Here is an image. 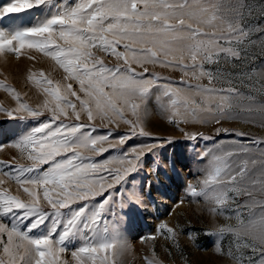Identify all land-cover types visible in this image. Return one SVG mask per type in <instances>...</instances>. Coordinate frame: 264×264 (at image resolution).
<instances>
[{
  "label": "snow or ice",
  "instance_id": "obj_1",
  "mask_svg": "<svg viewBox=\"0 0 264 264\" xmlns=\"http://www.w3.org/2000/svg\"><path fill=\"white\" fill-rule=\"evenodd\" d=\"M50 3L51 0H8L0 5V18ZM251 12L246 0H81L75 7L60 10L35 26L0 29V55L19 57L24 49L41 52L56 61L66 74L64 79L76 81L79 92L83 93L82 98L73 90L72 83H68L64 89L67 94H62L61 88L41 72V79L35 83L43 87L54 106L46 99L36 108L19 103L15 110L0 109L8 116L26 112L38 118L44 114L41 107L50 113L47 120L13 145L21 159H27L30 164H22L15 157L0 160V177L14 180L18 191L27 196L24 200L0 188V217L12 216L10 225L0 222V237L7 236L6 243L0 239V264H55L59 254L78 236L84 237L83 246L71 253L77 264L88 261L96 264L97 259L100 264H107L108 257L99 258L98 254L114 246L124 247L118 226L114 225L111 231L107 226L103 231L98 227L104 222L101 214L111 197H106L95 210L92 201L104 194L106 180L112 181L107 184L108 189L120 184L127 174L142 167L143 157L162 147L164 142L133 148L132 156L125 154L120 161L128 164L121 174L106 168L108 161L99 164L83 155L82 150L96 154L107 151L98 144L107 141L110 135L93 137L83 131L89 127L79 123L83 114L89 122L99 116L129 126L131 135L121 136L118 144L110 147L124 145L137 134L148 137L151 134L142 124V113L147 112L146 102L152 88L161 87L163 91L157 100L168 112L170 123L221 125L224 120L255 123L258 115L260 126L264 127V102L258 103L251 92L245 93L236 86L235 77H240L241 86H253L246 83L243 73H233L220 66L223 62L237 67L248 58L244 45L250 42L252 33L244 21ZM93 49L114 56L117 64L106 65ZM149 64L178 68L190 80L207 78L208 84L183 81V88L173 87L171 82L160 85L159 81L167 78L150 73ZM133 65L142 70L137 71ZM206 65L215 67L206 68ZM28 79L32 80V75ZM216 83L221 86L217 87ZM16 99L19 100L18 95ZM129 111L134 119H125ZM215 131L219 136L232 130L217 127ZM234 135L248 137L240 131ZM185 137L192 141L198 137L212 139L203 133H185ZM209 155L212 156L210 171L200 182L202 186L198 190L189 184L188 194L193 198L203 196L212 205L211 213L230 212L228 218H234L237 223L219 226L208 234H233L238 255L231 251L229 255L236 264H264V198H257V193L264 197V139L217 143L215 152L206 150L200 158ZM157 170L158 166L153 169ZM4 178H0V185L5 183ZM241 196L247 197L243 203L238 199ZM129 198L142 204L136 193H130ZM50 217L52 225L46 234L29 235ZM24 222H28L26 231L19 227ZM164 230L169 238L176 236V230L165 224L157 229L161 234ZM88 232L90 236L85 235ZM241 249H249L251 255L245 256Z\"/></svg>",
  "mask_w": 264,
  "mask_h": 264
},
{
  "label": "rangeland",
  "instance_id": "obj_2",
  "mask_svg": "<svg viewBox=\"0 0 264 264\" xmlns=\"http://www.w3.org/2000/svg\"><path fill=\"white\" fill-rule=\"evenodd\" d=\"M7 2L8 0H0V5ZM80 2L81 0H51L49 5L41 8L9 14L7 17L0 18V29L14 30L35 26L51 18L58 11L75 7ZM246 3L252 9L251 15H246L244 21L252 33L249 37L250 42L244 45L248 51V58L240 62L237 67L226 66L223 62L220 66L233 73H243L246 83L253 87L241 86L239 76L235 77L236 86H240L245 93L251 92L260 103L264 102V31H262L264 30V0H246ZM206 30L211 31V29ZM93 52L106 65L117 64L114 56L97 49H93ZM29 56L33 58L30 59ZM185 62L190 63L188 60ZM133 67H136L137 71L142 70L136 65ZM147 67L150 73L167 78L161 79L160 85L171 82L173 87L183 88L185 86L183 81H189L194 85L208 84L207 78L190 80L189 76H185L178 68L162 67L159 64H149ZM205 67L214 68L215 66L206 65ZM41 72L53 81L54 86L61 88L62 94H67L64 91L65 86L72 83L73 90H76L83 98V93L79 92V84L76 81L65 80L66 74L56 61L34 49H24L19 57L15 54L0 55V109L15 110L19 103L36 108L38 105L42 106L46 99L49 100L50 106H54L51 103V97L43 91V87L35 83V80L41 79L39 75ZM29 75H32V80L28 79ZM145 78H148L147 74ZM216 86L220 87L221 83H216ZM162 91L161 87L152 88L146 102L147 112L142 113V124L151 134L148 137L137 134L131 136L124 145L110 147L111 144H118L121 136L131 135L127 124L111 123L99 116L89 122L86 114H83L79 121L89 126L83 131L90 132L93 137L110 133L107 141L98 144V147H104L107 151L96 154L82 150L83 155L91 157L99 164L108 161L105 167L119 171L121 174L128 164L126 161L122 164L120 161L125 154L131 157L133 148L139 149L143 144L164 142L162 147H157L152 153L143 157L142 167L136 172L127 174L120 184H115L113 188L108 189L107 184L112 181L106 180L104 182L106 191L92 201L93 210H95L106 197H111L109 203L105 205V211L101 214L102 221L106 224L101 222L98 227L103 231V228L107 226L111 231L114 225L118 226L124 244L123 248L114 246L106 253H99V258L107 256V264H236L229 255L230 251L238 255L233 234L225 233L223 236L208 234L215 232L222 225L235 226L236 220L229 219L231 213L227 211L222 215L211 213L209 208L212 205L203 196L193 198L188 194L187 188L189 184H193L199 190L202 186L200 182L210 171L212 156L201 159L202 152L206 150L215 152L217 143L228 144L233 140L247 142L250 138L264 139V127L260 126V117L258 115L255 117V123L224 120L221 125L193 122L177 125L169 122L168 112L161 108V103L157 100V96L161 95ZM17 95L19 100L16 99ZM69 98L78 103L74 97L69 96ZM164 103L167 104L166 99ZM40 110L44 114L38 118L28 116L26 112H14L13 116H8L6 112L0 110V160L8 161L15 157L22 164L31 163L27 159H21L19 150L13 145L32 128L49 118L50 113L46 109L41 107ZM181 111H183L182 108ZM125 119H134L130 111L125 113ZM64 122L75 123L74 120ZM217 127L232 131L221 132L217 136L215 131ZM236 131L245 132L248 137H236L234 135ZM138 132L139 129H137ZM185 133H203L212 139L203 140L198 137L197 140L192 141L186 139ZM169 139L172 143H166ZM157 166L158 170L153 171ZM4 171L8 169L5 168ZM4 179L5 183L0 185V188L7 189L10 195H19L21 199L27 200L26 194L22 190L18 191V185L14 180ZM130 193H136L142 204L130 199ZM257 198L264 197L257 193ZM238 199L243 203L247 197L241 196ZM43 206L47 211H51L46 203ZM0 222L10 225L11 214L0 217ZM27 223L24 222L19 227L26 231ZM161 224L174 228L176 236L169 238L166 230L163 234L158 233L157 229ZM51 225L50 217L45 225L33 230L29 235L46 234ZM85 235L90 236L91 232ZM0 239L7 242L6 235ZM83 243V236L72 240L67 245V250L59 254L55 264H77L71 253L83 246ZM241 251L245 253V256L251 255L249 249H241ZM0 255H2V244H0ZM87 264H92V261H88ZM96 264H100V259H97Z\"/></svg>",
  "mask_w": 264,
  "mask_h": 264
}]
</instances>
